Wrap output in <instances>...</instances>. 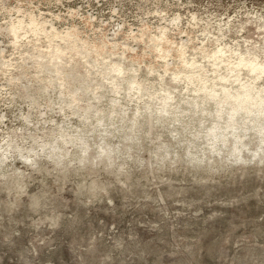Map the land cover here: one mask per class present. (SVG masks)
Returning <instances> with one entry per match:
<instances>
[{
  "label": "rangeland",
  "instance_id": "374dc122",
  "mask_svg": "<svg viewBox=\"0 0 264 264\" xmlns=\"http://www.w3.org/2000/svg\"><path fill=\"white\" fill-rule=\"evenodd\" d=\"M262 63L264 0H0V264H264Z\"/></svg>",
  "mask_w": 264,
  "mask_h": 264
},
{
  "label": "bare ground",
  "instance_id": "6f19581e",
  "mask_svg": "<svg viewBox=\"0 0 264 264\" xmlns=\"http://www.w3.org/2000/svg\"><path fill=\"white\" fill-rule=\"evenodd\" d=\"M15 33H16V32H15ZM19 40H20V39H19ZM54 47H56V46H54ZM235 49H236V48H235ZM221 50H222V49H221ZM61 51H62V50H61ZM247 54H248V53H247ZM216 55H217V54H216ZM236 55H237V54H236ZM213 56H214V55H213ZM243 56H244V55H243ZM216 57H218V56H216ZM213 58H214V57H213ZM221 58H222V57H221ZM240 59H241V58H240ZM240 59H239V61H240ZM242 59H243V58H242ZM255 59H256V58H255ZM243 60H244V59H243ZM245 60H246V59H245ZM247 61H249V60H247ZM253 61H254V60H253ZM253 61H252V62H253ZM255 61H256V60H255ZM240 62H241V61H240ZM250 62H251V60L249 61V63H250ZM252 62H251V63H252ZM256 62H257V61H256ZM256 62H255V63H252V65H251L252 69H254V70H255L257 67H258V68L260 67V66L258 65V64H260V63H256ZM221 63H222V62H221ZM236 63H237V62H236ZM244 64L246 65V63H244ZM8 65H9V64H8ZM238 65H239V64H238ZM260 65H261V64H260ZM263 65H264V64L262 63V66H263ZM10 66H11V65H10ZM262 66H261V67H262ZM251 67H249V68L251 69ZM263 67H264V66H263ZM39 68H40V67H39ZM229 68H231V67H229ZM232 68H233V67H232ZM249 68H248V69H249ZM41 69H42V68H41ZM248 69H247V70H248ZM261 69H262V68H261ZM116 70H117V69H116ZM230 70H232V69H230ZM234 70H235V68H234ZM240 70H241V69H240ZM262 70H263V69H262ZM255 71H256V70H255ZM257 71H258V70H257ZM257 71H256L255 73H257ZM260 71H261V70H260ZM260 71H259L257 74H259ZM57 72H58V70H57ZM233 72H234V71H233ZM235 72L237 73V70H236ZM235 72H234V73H235ZM252 72H254V71L252 70ZM236 73H235V74H236ZM238 73H240V72L238 71ZM252 74H253V73H252ZM255 75H256V74H255ZM221 76H224V75H221ZM234 76H235V75H234ZM239 76H240V75H239ZM259 76H260V74H259ZM225 77H226V76H225ZM189 78H190V77H189ZM220 78H221V77H220ZM222 78H223V77H222ZM227 78H228V77H227ZM227 78H224V79H227ZM238 78H239V77H238ZM240 79H241V78H240ZM221 80H222V79H221ZM228 80H229V79H228ZM226 81H227V80H226ZM240 83H241V85H243L242 82H240ZM243 83H244V82H243ZM244 84H245V83H244ZM247 84H248V82H247ZM247 84H245V85H247ZM250 84H251V83H250ZM250 84H248V85L251 86ZM205 86H207V85H205ZM205 86H204V87H205ZM210 86H212V85H210ZM249 86H247V87H249ZM204 87H202L203 90H204ZM222 87H223V84L221 85V89H222ZM224 87H225V85H224ZM226 87H227V85H226ZM242 87H243V86H241V88H242ZM208 88H209V87H208ZM213 88H214V87H213ZM253 88H254V87H253ZM253 88H252V89H253ZM209 89H210V88H209ZM223 89H225V88H223ZM226 89H227V88H226ZM250 89H251V88H249V90H250ZM199 90H200V89H199ZM212 90H213V89L211 88V92L208 91V92L211 93V95L213 94V93H212ZM219 90H220V89H219ZM229 90H230V89H229ZM241 90H242V89H241ZM249 90H248V91H249ZM215 91H216V90H214L213 92H215ZM224 91H225V90H223V92H224ZM227 91H228V90H227ZM227 91H226V92H227ZM239 91H240V90H239ZM239 91H238V92H239ZM217 92H218V90H217ZM226 92H225V94H226ZM238 92H237V93H238ZM241 92H242V91H241ZM243 92H245V91H243ZM250 92H251V91H250ZM228 93H229V92H228ZM231 93H232V92H231ZM245 93H246V92H245ZM245 93H244V94H245ZM257 93L259 94V93H261V92L259 91V92H257ZM217 94H218V93H217ZM235 94H236V93H235ZM241 94H242V93H241ZM244 94H243V95H244ZM258 94H257V95H258ZM213 95H214V94H213ZM229 95H230V94H229ZM231 95H232V94H231ZM245 95H246V94H245ZM245 95H244L243 97H245ZM216 96H217V95H216ZM226 96H228V95H226ZM235 96H236V95H235ZM240 96H242V95H240ZM247 96H252V95H251L250 93H247ZM254 96H255V95H254ZM254 96H253V97H254ZM263 96H264V95H263ZM253 97H252V98H253ZM260 97H262V96H260ZM239 98H240V100H241V97H239ZM249 98H250V97H249ZM249 98L246 97V100L249 99ZM252 98H250V99H252ZM232 99H233V98H232ZM236 99H237V101H238V97H237ZM236 99H234L235 102H236ZM242 99H243V98H242ZM244 99H245V98H244ZM253 99H254V98H253ZM253 99H252V100H253ZM255 99H256V97H255ZM262 99H264V97H263ZM218 100H219V99H218ZM226 100H227V97H226ZM226 100H225V101H226ZM246 100H245V101H246ZM222 101H223V100H222ZM228 101H229V98H228ZM228 101H226V102H228ZM242 101H243V100H242ZM250 101H251V100H250ZM259 101H260V100H259ZM261 101H262V100H261ZM232 102H233V101H232ZM235 102H234V103H235ZM238 102H239V101H238ZM251 102H252V101H251ZM219 103H220V102H219ZM221 103H222V102H221ZM221 103H220V104H221ZM240 103H241V102H240ZM244 103H245V102H244ZM249 103H250V102H249ZM253 103H254V102H253ZM262 103H263V102H262ZM232 104H233V103H232ZM245 104H246V103H245ZM250 104H251V103H250ZM255 104H256V103H255ZM255 104H253V108L255 107V106H254ZM258 104H259V102H258ZM236 105H238V104L236 103ZM236 105H235V106H236ZM239 105L241 106V104H239ZM239 105H238V107H239ZM243 105H244V104L242 103V106H243ZM259 105H260V104H259ZM231 106H233V105H231ZM242 106H241V107H242ZM256 106H258V105L256 104ZM220 107H221V106H220ZM220 107H219V109H220ZM236 107H237V106H236ZM238 107L236 108L237 110H238ZM241 107H240V108H241ZM244 107L246 108V106H244ZM232 108H233V107H232ZM245 108H244V110L246 111L247 108H246V109H245ZM250 108H251V105H250V107H249V110H250ZM253 108H252V109H253ZM259 108H260V107H259ZM262 108H264V106H263ZM236 109L234 108V111H236ZM259 110H260V109H259ZM263 110H264V109H263ZM239 111H240V110H239ZM251 111H253V110H251ZM251 111H250V112H251ZM221 112H222V111H221ZM232 112H233V111H232ZM260 112H261V111H260ZM235 113H237V112H235ZM247 113H248V112H247ZM231 114H232V113H231ZM231 114H230V117H231ZM232 115H233V114H232ZM233 116H234V115H233ZM230 119H231V118H230ZM234 123H235V122H234ZM232 124H233V123H232ZM229 126H230V124H229ZM230 127H231V126H230Z\"/></svg>",
  "mask_w": 264,
  "mask_h": 264
}]
</instances>
